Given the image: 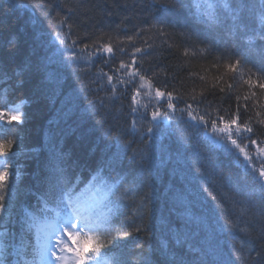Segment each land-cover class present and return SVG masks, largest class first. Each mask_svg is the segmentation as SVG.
I'll use <instances>...</instances> for the list:
<instances>
[{
    "label": "trees",
    "instance_id": "obj_1",
    "mask_svg": "<svg viewBox=\"0 0 264 264\" xmlns=\"http://www.w3.org/2000/svg\"><path fill=\"white\" fill-rule=\"evenodd\" d=\"M46 3L52 7L42 8L40 0H19V4L17 0H0V100L14 102L12 106L20 104V112L26 114L17 133L22 139L17 183L33 191L40 188L61 154L69 174L84 183L91 181L102 187L104 180L109 184L119 180L122 187L118 194L126 192L128 197L119 221L128 220L142 204L146 230L124 238L120 242L122 249L107 253L119 256L122 250L130 264H143L145 259L150 264H209L215 258L214 249L233 242V236L221 231L222 212L202 192V186L229 197V213L238 214L243 207L246 211L242 221H248L259 233L264 228V202L248 204L246 194L251 189L245 185L249 182L242 178V169L232 158L205 139L202 132L197 135L187 124L179 122V114L170 122L171 126L169 122H159L155 139L148 140L149 120L137 116L132 127L131 90L127 98L114 102L111 89L105 88L106 77L100 79L99 70L109 72V66L96 60L94 66L88 64L87 70L78 71L85 67V62H65L64 56L70 55V50L61 49L55 39L60 27L56 23L57 13L64 14L63 6L81 4L70 20L74 25L73 39L87 34L84 43L91 44L104 34L100 42L107 43L110 37L115 41L132 35L136 47H144L147 40L154 46L151 55L145 57L144 67L150 69L148 75L153 71L160 73L158 85L167 82L171 90L173 86L179 88L182 82L186 90L191 91L195 84L199 91L204 84L200 75L211 85L226 71L224 63L234 58L236 49L226 29L210 32L195 24L187 8L158 11L157 0ZM161 19L171 48L162 42L163 38L150 40L153 33L136 35ZM63 31L67 33L68 29ZM67 42L70 44L71 40ZM185 48L190 53L195 50V54L185 57ZM200 48L208 51L201 54L196 51ZM217 58L219 69L212 67ZM251 60L258 64L255 55ZM115 63L118 65L119 60ZM247 66L253 67L248 63ZM189 72L198 75L189 79ZM235 83L236 92L242 96L247 93V85L239 79ZM256 91L259 102L264 103V93ZM214 92L207 98L215 104L223 94L218 88ZM230 103L234 104V96L226 99L223 107L228 108ZM4 135L12 138L7 131ZM146 194L149 200L141 202L140 197ZM232 200L236 201L235 206ZM18 225L14 220L9 227L18 230ZM247 248L255 257L257 252H264V240L257 239Z\"/></svg>",
    "mask_w": 264,
    "mask_h": 264
},
{
    "label": "snow or ice",
    "instance_id": "obj_2",
    "mask_svg": "<svg viewBox=\"0 0 264 264\" xmlns=\"http://www.w3.org/2000/svg\"><path fill=\"white\" fill-rule=\"evenodd\" d=\"M40 4L42 8L52 7L46 0H40ZM157 5L158 11L165 12L170 8H187L194 23L210 32L226 29L236 51L234 58L230 57L224 63L226 71L216 77L215 83L209 85L205 76L200 75L199 80L204 84L199 91L195 84L191 91L186 90L182 82L179 88L173 86L171 90L167 82L158 85L160 73L153 71L148 75L150 69L144 67L145 57L151 55L154 45L146 40L144 47H136L132 35L115 41L110 37L107 43L100 42L104 34L91 44L84 43L87 34L73 39L74 25L70 20L82 7L81 4L63 6L64 14L57 13L56 23L60 27L55 32V39L61 49L70 50V55L64 56L65 62L84 61L85 67L78 71H85L88 64L94 66L96 60H103V64L109 66V72L101 68L100 79L106 77L105 88L111 89L113 101L127 98L131 90L129 111L133 115V128L135 117L147 119V109H153L146 128L148 140L155 139L160 130L159 122H169L171 126L170 122L177 118V114L179 122L187 124L197 135L201 131L208 134L210 127L213 142H218L221 152L234 158L242 169V178L249 182L245 185L251 189L246 194L248 204L264 202V131H261L264 129V103L259 102L260 96L256 91L259 89L264 93V0H260L259 4L255 0H191L190 3H185V0H172L171 3L157 0ZM64 28L68 29L67 33L63 31ZM144 32L154 34L149 37L150 40L163 38L164 44L169 48L173 46L168 44V33L162 19L147 29H141L136 35ZM68 40H71L70 44ZM81 44L83 47H80ZM207 51V48L199 49L201 54ZM60 54L63 56V52ZM190 54L194 55L195 50L190 53L185 48L183 55L187 57ZM252 55L258 60V66L254 65L255 71L246 68L245 64ZM117 59L118 65L115 63ZM219 60L217 58L213 68H220ZM194 75L198 74L189 72L188 78ZM238 79L247 85V93L243 96L236 92L235 81ZM216 88L223 95L214 104L207 97L209 94L215 95ZM4 91L7 95L8 89ZM233 96L234 104L230 103L228 108H224V101ZM13 103L0 100V130H3L0 131V264H108L105 258L108 251L122 249L120 242L124 238L146 230L142 204L137 206L128 220L121 223L119 217L127 207L128 197L126 192L118 194L122 187L119 180L111 184L104 180L102 187L91 181L84 183L79 177L69 174L63 154L44 176L40 188L35 191L22 188L17 183L20 177L17 159L21 155L19 149L22 143L17 133L26 114L20 112V104L12 106ZM181 104L184 106L180 107ZM4 131L11 133L12 138L4 135ZM253 146L254 152L251 150ZM202 192L211 197L216 209L222 212L221 231L233 236L232 243L213 250L212 256L215 258L209 264H264V252H257L253 257L252 250L247 248L257 239L264 240V228L257 233L248 221H242L246 211L243 207L238 214L229 213L226 206L229 197L220 196L203 186ZM27 197H32L35 203H30ZM140 200H149V196L146 194ZM232 203L236 205L235 200ZM49 204H54L58 211L55 218L47 223L43 234L36 236L37 243L33 244V228L38 217L43 218L49 212ZM137 219L140 220L139 224L136 223ZM14 220L19 224L18 231L9 227ZM237 233L240 234L238 237ZM112 264L130 262L121 250ZM143 264L150 262L145 259Z\"/></svg>",
    "mask_w": 264,
    "mask_h": 264
},
{
    "label": "rangeland",
    "instance_id": "obj_3",
    "mask_svg": "<svg viewBox=\"0 0 264 264\" xmlns=\"http://www.w3.org/2000/svg\"><path fill=\"white\" fill-rule=\"evenodd\" d=\"M205 31V30H204ZM206 32V31H205ZM196 51H199L198 49L196 50ZM257 90H259V89H257ZM263 97H264V95H263ZM208 133H209V135L211 134V130H208ZM255 151V150H254Z\"/></svg>",
    "mask_w": 264,
    "mask_h": 264
},
{
    "label": "bare ground",
    "instance_id": "obj_4",
    "mask_svg": "<svg viewBox=\"0 0 264 264\" xmlns=\"http://www.w3.org/2000/svg\"><path fill=\"white\" fill-rule=\"evenodd\" d=\"M224 108H227V106L225 105Z\"/></svg>",
    "mask_w": 264,
    "mask_h": 264
}]
</instances>
